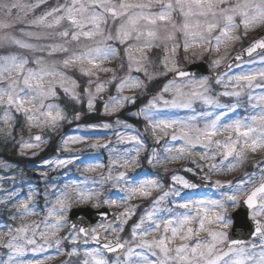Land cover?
<instances>
[{
    "label": "rangeland",
    "instance_id": "1",
    "mask_svg": "<svg viewBox=\"0 0 264 264\" xmlns=\"http://www.w3.org/2000/svg\"><path fill=\"white\" fill-rule=\"evenodd\" d=\"M66 2L70 3V0H45V2L39 3V6L35 8L23 7L14 9L11 15H8L3 8H0V23L10 25L8 28H0V38L5 35L14 36L22 42L36 45L38 49H44L43 51L23 49L10 42L5 43L0 39V57L9 55L27 57L29 59L27 67H36L32 63L36 57H43L49 64L55 61L57 62V67L66 76L76 80L79 85V87L74 89L79 97L78 100L73 99L70 94H65L59 87L56 89L58 97L45 100V104L53 103L58 105L66 115V119L58 122L55 127L47 125L39 126L38 124L30 123L24 113L19 112L21 116H16L17 111L15 108L9 109L6 104L0 107V260H6L9 254V249L2 246L10 238L9 227L31 226L28 232V236L31 238L32 228L39 225L36 228L37 235L35 239L38 245L43 243L39 232L45 230L46 224H51L54 221V217H48V210L53 206L59 209L57 199L61 197V193L63 192L68 193V198L64 201L68 207L60 213L63 217L64 226L60 229L59 233L56 236H52V230L48 229L49 235L47 239L52 244V247L45 246L44 251L33 252L31 249L34 246L25 244V241L21 238L18 240V243L23 245L26 251L22 256L15 257L17 262H23V264H39V262L49 264L62 253L68 252L70 258L64 264H83V261L88 259L84 254L85 251L95 248L90 246L89 240L85 243V239H82L80 235L77 243L73 244L71 242L70 237L76 236L78 233L77 231L67 229V218L71 209L87 206L94 209L108 207L122 213L130 206H137L131 218L123 224V231L119 230L121 222L118 224L98 223L92 228V230H96V233L101 232L105 237H119L121 240H130L133 225L138 222L139 218L146 211L150 210L153 200L164 191L173 187L179 192V195H170L162 203L161 207H172L174 211L184 212L186 211L185 209L178 208L176 205L199 200L221 201L225 208L216 209V211H219L229 221L228 226L221 228L216 223L206 224L205 226L209 230L223 231L227 234L233 223L227 217V212L237 209L240 199L259 183L261 168H264V150H258L257 152L248 151L246 159L243 163L236 164L234 170H229L228 168L229 163L232 161L231 157L229 160L223 161V164H221L222 156L220 155H217L215 159H201L204 149L200 145L185 153L182 159H162L160 163L154 160L152 164H149L148 159L153 151L156 152L158 157L163 158L169 155L165 152V149L171 148L172 152L170 155L176 156L178 154L176 150L182 146L183 142L179 140L172 141L170 139L171 133L179 131L178 128L167 130L168 135H165L160 130L153 133L149 122L142 116L134 115V113H137L139 108H142L153 96L158 94L163 95L165 99L171 100L176 95L174 91L162 92L163 87L170 81L175 80L177 85L184 86L182 87V91H190L191 86L187 85L188 80H176L171 77L174 72L172 70L173 65H175L176 69H179L195 62L207 60L212 70H218L247 41L264 33V25L251 28L244 35V28L241 24L233 33V35L240 36V39L222 43L219 50H214L215 41L213 40L210 44L201 45L197 43L185 51L184 42L186 37L180 31L183 17L178 10L173 13L170 21H157L156 25H150L147 21L141 20L138 22L137 27L144 31L145 35L141 37L140 41H129V43L135 44L130 53L133 57L131 61L133 70L129 71V54L125 52L128 45L110 41L108 43L117 48L118 52L115 56L100 63V68H107L113 71L105 72L93 69L94 75L89 77L82 74L80 68L88 69L92 67L91 65L85 63L64 68L59 62L70 55L79 54L90 47H95L102 41L101 36L97 35L91 39L81 36L79 41H73L71 35L67 38L61 37L59 35L61 31L71 29L72 26L69 21L65 19L60 25L51 28L46 25L53 22L56 15L63 14L62 12L47 17L44 25H33L31 23L45 12L65 5ZM81 2L86 6L89 5V0H81ZM121 2L136 4L149 3L150 0H109L106 6L115 5L116 10L119 12L121 11L119 8ZM151 2L153 3L151 11L158 12L160 8L155 4V0H151ZM5 3H19L30 6L37 4L38 0H0V4ZM91 10L90 7L89 11ZM95 10L103 12V9L100 7H96ZM138 11L140 10L129 9L127 16H131ZM104 15L106 17V24H102L101 27L105 32L110 31L113 35H115L119 25L127 21V16H121L114 20L111 14L104 13ZM197 19L201 23L204 22L203 17L191 18L192 22H195ZM237 23H240L239 18H237ZM174 24L176 25L175 28L173 27ZM149 29L157 33L156 37H147L146 32ZM85 30H88V28ZM26 32H31L33 35H25L24 33ZM170 34H174V39H168ZM218 34L219 29L211 35L214 37ZM187 39L190 40V38ZM144 43H152L159 46L144 48L141 51L140 48ZM49 45H64L68 47L69 51L56 52L49 56L48 52L50 48L47 47ZM173 46H175V52L171 51ZM165 56L168 58L167 67L163 63ZM215 60L221 61L218 66L214 65L213 62ZM137 67L146 70L147 75H145L144 71H135L134 69ZM261 72H264V53L239 64L220 76L222 80L219 84L216 83V79H210L207 76L196 79L199 80L206 77L208 81L207 86L210 89L207 95L218 99L222 104L237 105L235 110L215 108L196 100L193 103L195 112L192 109H164L163 105H161V115L168 119L184 120L192 115H198L202 111H211L214 115L224 111L227 112V116L224 117L222 123H227L235 119H244L245 117L257 114L260 109H253L252 105L260 102L258 99L250 101L249 96L258 98L264 95V87H257V85L264 86V77H261ZM240 75H253L255 77L252 81V88L246 87V81H240L237 84L235 80L230 79L231 77ZM12 76L16 77V74L13 73ZM114 76L115 79L113 80ZM127 76L139 78L143 82V86L125 89L122 93H117L116 85ZM57 79L59 78L57 77ZM90 79L92 80L90 90L95 97L92 110L88 108L89 95L85 92L86 87L89 86ZM105 81H112V83L105 85V91L98 94L95 93L96 84ZM20 86H23L22 83ZM66 86L72 88L70 83ZM224 91H241L242 95L239 98L218 95ZM102 93H107L110 97L117 95L133 96L136 97V100L135 103L125 102L123 107L118 108L114 112L109 110L106 113L104 106L109 101L106 103L100 102L99 95ZM138 99L141 100L136 104ZM26 107L31 106L26 105ZM5 112H8L9 115L7 122L4 120ZM77 114H79V118H77ZM90 114H95L98 120L88 121L86 116ZM39 119L43 120V117ZM105 124L109 125V127H103ZM200 125H203L202 120L200 121ZM35 133L43 134V139L40 142L33 141L32 137ZM131 136H137L142 140L143 146L141 147L135 141L130 140L129 137ZM227 136L228 133H222L213 139L225 140ZM157 138H159L158 143ZM65 140H68L67 144L64 143ZM25 143H38V146L23 148L22 145ZM137 148H140L138 156L136 154ZM47 151L50 152V156L45 158V152ZM217 151L222 150H217L213 147L208 155L211 156L212 152ZM23 161L25 165H23ZM45 161L49 163H45ZM57 161H65V163L59 164ZM125 161H128L127 165H125ZM212 164H216L219 167L211 168L210 165ZM188 169H191V171H188ZM122 171L126 172L128 177L127 183L131 186H137L140 181L157 179V182L162 184L163 187L151 190V196L147 198L137 194L133 195L127 202H121L122 198L127 195V193L120 191L121 188L125 187V182H118L114 178ZM184 173H189L194 177L188 178ZM253 173H255L254 179L257 182L254 184L246 183L243 186L245 191L238 192V182L247 180ZM174 174L183 177L191 184L196 185V187L184 188L181 184H175L171 180ZM109 175L113 179H108ZM217 181H219V185H217ZM80 191H83L86 196L89 193L98 192L100 194L91 195L90 198L82 200L78 197ZM234 194L236 195V203L227 199L228 196ZM110 199L117 200V204L109 205L105 203L106 200ZM22 202L28 203L30 209H35V212L33 214L22 215L21 211H19ZM259 211V208L254 210L251 217L253 218L254 213H258ZM165 215L167 214L165 213ZM255 218L261 219L264 222V214L255 215ZM109 225L117 227V231L115 233H112L110 230L106 231L105 229ZM192 226L194 228L197 227L195 222ZM92 230L91 235L94 234ZM12 234L15 235V233ZM158 235L159 233H153L147 239L151 240L153 236ZM199 238L210 239L207 232H202ZM57 239H61L59 246L55 244ZM195 239L194 237L193 241H189L188 243H193ZM262 239L264 238L260 237L248 246L243 247L245 249L243 258L252 256L254 260L258 261L260 252L264 250V245L261 244ZM182 243L184 242L179 239L175 241L176 246ZM253 244L256 245L254 250L251 247ZM73 248L77 249L78 254H72ZM221 249L223 251L228 250L227 238L217 246V251ZM137 251L143 252L150 259H155L151 257V254L146 249H137ZM102 254L110 264H115L117 259H119L121 264H124L127 260L125 253L121 256L112 257H107L103 251ZM233 258H235L234 255ZM138 259L134 255L129 264H135ZM247 264H253L252 260H247Z\"/></svg>",
    "mask_w": 264,
    "mask_h": 264
},
{
    "label": "snow or ice",
    "instance_id": "2",
    "mask_svg": "<svg viewBox=\"0 0 264 264\" xmlns=\"http://www.w3.org/2000/svg\"><path fill=\"white\" fill-rule=\"evenodd\" d=\"M45 0H38L37 4L33 5H21L19 3L11 4H0V8H3L8 15L12 14L14 9H20L23 7L35 8L39 6V3H43ZM109 0H89V5L86 6L81 0H70L65 5L52 8L50 11L45 12L43 15L33 20V25H44L47 17L53 16L55 13H63L56 15L55 19L51 23H47V27L51 28L60 25L65 19L70 22L71 29H64L59 33L61 37L67 38L71 35L73 41H79L81 36L91 39L97 35L102 37V41L95 47H90L86 51L80 52L79 54H73L64 58L61 63L64 68H69L73 65H83L87 63L91 65V68L85 69L80 68L82 74L92 77L94 75L93 69L99 71H113L107 68H100V63L107 60L118 52V49L113 47L110 41H115L120 44H127L128 47L125 52L128 53V60L130 61L129 71H132L131 51L135 47V44L129 43V41H140L141 37L145 35V32L137 27L138 22L143 20L147 21L150 25H156L157 21H170L173 13L177 10L183 17V22L180 27V31L186 37L184 42V49L187 51L191 46L197 43L210 44L215 41L214 50H219L222 43L232 40L240 39V36L233 35L236 29L243 25L244 35L256 26L264 25V0H155V4L159 6L158 12H152L153 3H123L119 4L121 11L116 10V6H106ZM91 7V11L89 8ZM96 7L103 9V12L95 10ZM195 8V10H194ZM129 9H139L140 11L133 13L131 16H127ZM148 10V11H144ZM104 13H110L115 20L121 16H127L126 23H121L116 30L115 35L110 31L105 32L101 25L106 24V17ZM79 17V18H78ZM193 17H203L204 22L201 23L199 19L192 22ZM210 17V19H209ZM239 18L240 23H237ZM222 24V26H221ZM10 25L6 23H0V28H8ZM91 26V27H88ZM175 28L176 25L174 24ZM88 28V30H85ZM219 29V34L212 37V33ZM135 33V35H133ZM207 33V35H205ZM25 35L32 36L33 33L26 32ZM147 37L154 38L157 33L151 29L146 32ZM187 38H190L187 39ZM5 43H12L23 49H31L37 51H43V48H37L36 45L22 42L14 36L5 35L0 38ZM168 39H174V34H170ZM158 47L159 45H153L152 43H144L140 50L144 48ZM50 48L48 55L51 56L56 52H68V47L64 45H49ZM257 48L264 49V39L256 41L247 49L249 55L254 52ZM175 52V46L171 49ZM220 60H215L214 65L218 66ZM36 67H27L29 59L24 56L9 55L0 57V105H7L10 109L15 108L17 112H22L26 115L27 120L30 123L38 124L39 126H52L55 127L58 122L66 119V115L58 105L53 103L45 104V100L49 98L58 97L56 91L57 87L62 89L65 94H70L73 99L78 100L79 97L74 91L75 88L79 87L76 80L65 75L57 67V62L53 61L50 64L47 63L43 57H36L33 61ZM165 67H167L168 58L165 56L163 61ZM137 72L144 71L147 75L146 70L137 67L134 69ZM173 71L176 72V76L180 78L190 77V74L186 71L177 70L173 65ZM15 73L16 77L12 74ZM7 74V75H6ZM261 77H264V72L260 73ZM57 77L59 79H57ZM22 78V80H21ZM98 79V77H97ZM115 76L113 77V80ZM231 80H235L237 84L240 81H246V87L252 88V81L255 79L253 75H240L231 77ZM222 77H217L216 83H221ZM22 83V87L20 86ZM68 83L72 85V88L66 86ZM112 83V81L99 82L96 84L95 93H101L105 91V85ZM92 80H89V86L86 87L85 92L89 95L88 108L90 110L94 107V95L91 92ZM187 85H190V91H182V85H177L175 80L170 81L166 84L162 92L167 93L174 91L176 95L171 99H165L163 95L158 94L153 96L146 105L138 110L134 115L142 116L149 122L153 133L157 130L163 131L165 135H168L167 130L178 128L179 131H173L170 139L172 141H182L183 144L178 148L177 155L171 156V148H166L165 152L168 156L160 158L156 152L153 151L148 159V163L152 164L155 160L157 163L162 162V159H182L185 153L195 149L197 145H200L204 149V154L201 159H215L217 155L222 156L221 164L223 161L232 158L229 163V170H234L236 164L243 163L246 159V153L248 151L257 152L258 150H264V95L260 97L249 96V100L258 99L260 103L253 104L252 108H259L257 114L245 117L244 119H235L227 123H222L224 117L227 116V112H220L219 114H213L211 111H202L198 115H192L187 119H168L161 115L163 105L164 109H193V103L196 100L201 101L203 104L208 106H214L219 109L235 110L237 105H225L219 102L218 99L213 98L207 93L210 91L207 78L188 79ZM185 85V86H187ZM143 86V82L137 77L127 76L120 80L116 85L117 93H122L125 89H131L134 87ZM257 87H264L257 85ZM218 95L230 96L239 98L242 95L241 91H224ZM6 98V100H5ZM136 97L117 95L109 97V103L104 106V111L107 113L109 110L116 111L118 108L124 106L125 102L135 103ZM38 104V107H37ZM30 105L31 107H26ZM43 117V120L39 118ZM79 118V114H77ZM9 119L8 112L4 114V120L7 122ZM203 121V125H200V121ZM119 123V121H117ZM103 127H109L105 124ZM147 130V129H146ZM228 133L227 139L225 140H214L213 138L219 134ZM234 134V135H233ZM137 145L143 146V141L137 136L129 137ZM33 140L40 142L42 137L36 135ZM159 138H157V143ZM65 144L68 140L64 141ZM38 146L33 143H25L22 145L23 148H32ZM215 147L217 152H212L211 156L208 155ZM140 148H137V156ZM70 162V161H68ZM134 162H136L134 160ZM45 163H49L45 161ZM59 164H64L65 161H57ZM128 161H125V165ZM211 168H218L216 164L210 165ZM259 167V165H257ZM191 171V169H188ZM255 173L251 174L247 180H241L237 184V191L243 192V187L247 184H254L257 181L254 179ZM108 179H113L109 175ZM115 180L125 182V187L121 188L120 191L127 193L121 202H127L133 195H140L142 197L151 196V190L162 188L163 185L157 182V179L140 181L137 186H131L127 183L128 177L126 172H120ZM171 180L175 184H181L184 188H195L196 185L191 184L188 180L184 179L179 175H173ZM219 185V181L216 182ZM100 193H89L87 196L83 191L78 193L80 199H88L91 195H99ZM170 195H179V192L175 188H169L164 191L161 195L157 196L153 202L150 210L146 211L141 216L136 224L133 225L131 230V239L121 240L119 237L113 240H107L103 238V249L107 252H117V250H123L127 256V260L124 264H129L132 261V257L135 255L139 259L135 264H247V260H252L253 264H264V250L260 252V258L258 261L254 260L252 256L244 257L245 249L236 248V245L241 244V241L233 240L230 242V247L227 251L222 249L217 251V246L223 243L227 234L223 231H212L206 228V224L216 223L219 227L224 228L228 226L229 221L225 219L223 215L216 209H224L225 206L221 201L210 200V201H188L182 204L176 205V207L185 209L184 212L174 211V208H163L162 203ZM68 198V193H61V197L57 199L59 209L55 206L48 210V217H54V221L51 224H46L44 231L39 232V236L43 240L42 244H37L35 236L37 235L36 227L32 228L31 238L28 236L29 228L31 226H19L15 228H8L10 238L2 246L9 249V254L6 260H0V264H23V262H17L16 256H22L26 248L18 243L21 238L27 245H33L31 249L33 252L44 251L45 246L52 247L47 239L51 229V235L56 236L60 229L64 226L63 217L60 213L66 210L68 205L65 204V200ZM227 199L233 203H236V195L228 196ZM259 201L258 213L255 215L264 214V168H261L259 187L254 188L250 195L246 196V202L249 207L257 208ZM105 203L109 205H116L117 200L110 199L106 200ZM137 206H130L124 212L119 214L121 224L119 230L123 231V224L135 212ZM22 215L33 214L35 209H30L28 203L22 202L19 209ZM165 213L167 215H165ZM14 219V217H13ZM196 223L197 227H193V223ZM74 227V226H73ZM106 231L115 233L117 227L109 225ZM94 233L91 236V240L95 243L101 241V237L96 230L93 229ZM202 232H207L210 239H200ZM12 233H15L13 235ZM83 233L85 236V243L88 242V233L85 229L80 228L76 236H71V242L73 244L78 242L79 234ZM153 233H159L158 236H153L151 240L147 239L148 236ZM256 233L260 237L264 238V224H261L259 220L256 221ZM193 243H188L193 241ZM179 239L184 243L179 246L175 245V241ZM61 239H57L55 244L59 246ZM261 244L264 245V239ZM252 249L256 248L253 244ZM137 249H146L151 257L144 255L143 252L137 251ZM72 254H78L77 249L73 248ZM85 256L88 259L83 261V264H110V262L104 257L100 248L92 250H86ZM233 255L235 258H233ZM42 264V262H39ZM115 264H121L119 259Z\"/></svg>",
    "mask_w": 264,
    "mask_h": 264
},
{
    "label": "water",
    "instance_id": "3",
    "mask_svg": "<svg viewBox=\"0 0 264 264\" xmlns=\"http://www.w3.org/2000/svg\"><path fill=\"white\" fill-rule=\"evenodd\" d=\"M261 39H264V35L260 37L259 39L253 41L249 46H247L243 50L235 53L231 57V59L226 63V65L216 72H210V66L206 62L192 64L189 67L183 68L180 70L188 72L190 74V77H199L203 75H209L210 78H217L222 73L227 72L229 69H231L233 66H235L239 62L249 59L253 57L255 54L263 52L264 49H260V48H257L254 52L251 53V55H249L247 52V49L250 46H252L254 42L259 41ZM173 76L177 79L190 78V77H184V78L177 77L176 72L173 73ZM100 99L105 102L108 100V96L101 95ZM36 135H40L43 138V135L41 134H36ZM36 135H34V137ZM250 193H248L247 195H250ZM246 196L243 199H241L239 209L230 211L228 213V216L234 220L233 226L228 232L229 246H230V242L233 240L241 241L242 243L236 246H242V245L248 244L252 239L259 237V235H257L256 233L257 219L249 218V215L254 208H251L248 206L246 202ZM258 205H259V201H258ZM120 221L121 220L119 218V213L109 210L107 208H101L99 210H94L90 207H84V208H74L71 210L68 220H67V225H68L69 230L78 231L80 228L85 229L86 232L88 233L87 238H89L90 236L89 232L96 223L98 222H105V223L115 222L116 223ZM260 223L263 224L261 221ZM80 234L82 237L85 238L83 233H80ZM98 234L101 237V241L99 243H95L91 240V244L93 246H97L103 249V243H104L103 236L101 235V233H98ZM113 239H107V240H113ZM104 251L108 255H111V254L120 255L124 252L123 250H117V252H107L106 250ZM67 258H68V254H63L60 258H58L51 264H60L64 262Z\"/></svg>",
    "mask_w": 264,
    "mask_h": 264
},
{
    "label": "trees",
    "instance_id": "4",
    "mask_svg": "<svg viewBox=\"0 0 264 264\" xmlns=\"http://www.w3.org/2000/svg\"><path fill=\"white\" fill-rule=\"evenodd\" d=\"M141 99H138V101L136 102V104L140 101ZM138 107V106H137ZM129 110V109H128ZM87 117V120L89 121V120H98L97 119V116L95 115V114H90V115H87L86 116ZM50 155V152L49 151H47V152H45V155Z\"/></svg>",
    "mask_w": 264,
    "mask_h": 264
}]
</instances>
